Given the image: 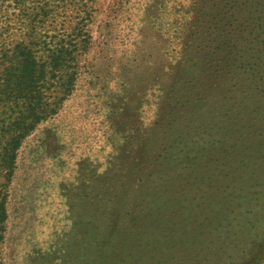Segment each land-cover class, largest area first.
Instances as JSON below:
<instances>
[{
    "label": "rangeland",
    "instance_id": "374dc122",
    "mask_svg": "<svg viewBox=\"0 0 264 264\" xmlns=\"http://www.w3.org/2000/svg\"><path fill=\"white\" fill-rule=\"evenodd\" d=\"M2 198L0 264H264V0H0Z\"/></svg>",
    "mask_w": 264,
    "mask_h": 264
},
{
    "label": "trees",
    "instance_id": "16d2710c",
    "mask_svg": "<svg viewBox=\"0 0 264 264\" xmlns=\"http://www.w3.org/2000/svg\"><path fill=\"white\" fill-rule=\"evenodd\" d=\"M24 55V54H23ZM26 55H28V54H26ZM21 66H22V68L20 69L21 70V73L23 72V74L25 73H27V74H29V73H31L33 70H36V68H35V63H34V61L31 59V57H22L21 58ZM26 74V75H27ZM21 76V75H20ZM11 143H12V147H11V149H7V151L8 150H10V151H12V150H14V149H16L17 147H18V143L17 142H15V139H12V141H11ZM6 148L7 147H2V151L4 150V151H6ZM12 153V152H11ZM7 155H9V154H4V159H3V161H4V164L5 165H7L8 167L10 166V164H11V166L13 165V162H14V156H7ZM5 161L8 163V164H6L5 163ZM6 214V208H5V199L4 198H2V199H0V221L2 220H4V215Z\"/></svg>",
    "mask_w": 264,
    "mask_h": 264
}]
</instances>
